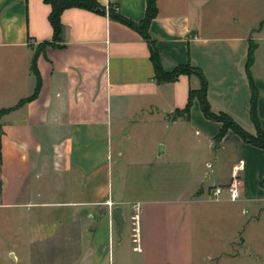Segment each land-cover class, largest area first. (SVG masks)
<instances>
[{
	"label": "crops",
	"instance_id": "obj_1",
	"mask_svg": "<svg viewBox=\"0 0 264 264\" xmlns=\"http://www.w3.org/2000/svg\"><path fill=\"white\" fill-rule=\"evenodd\" d=\"M96 1L116 6L132 22L144 17L146 0ZM156 5L148 35L162 69L189 64L201 70L211 111L255 135L252 84L264 131V0H156ZM49 14L43 0H0V110H10L0 118V207L20 210L25 234V250L15 245L12 259L28 264L220 259L222 253L211 258L201 249L200 213L211 204L238 203L258 221L264 214V151L231 130L216 143L221 124L206 119L196 99L188 115H178L189 90L200 88L199 79L180 75L157 83L148 43L134 30L107 15L70 8L60 17L61 40L53 41ZM45 42L53 45L36 59L38 96L20 105L34 93L31 64ZM140 127L152 133L150 149L129 153L130 134ZM194 137L196 150L186 146ZM240 161L238 199L231 201L227 191L213 199L212 189L231 184ZM116 207L124 219L120 237L112 219Z\"/></svg>",
	"mask_w": 264,
	"mask_h": 264
},
{
	"label": "rangeland",
	"instance_id": "obj_2",
	"mask_svg": "<svg viewBox=\"0 0 264 264\" xmlns=\"http://www.w3.org/2000/svg\"><path fill=\"white\" fill-rule=\"evenodd\" d=\"M142 130L141 127L136 128V134H130L127 152L136 150L144 152L150 149L148 146L152 133ZM135 137L140 139V144L136 143ZM193 141L196 143L195 137L188 140L186 146H194L196 150ZM227 206L218 207L211 204L200 213L203 225L199 228L197 238L201 236L200 241L203 242L201 249L203 248L204 253H208L211 258L222 253L220 259L210 264H264V214H260L258 221L250 220V215L241 212L240 204ZM22 217L20 210L0 207V264H28L14 261L9 253L15 251V245L19 250H25ZM230 239H234V244H228Z\"/></svg>",
	"mask_w": 264,
	"mask_h": 264
},
{
	"label": "trees",
	"instance_id": "obj_3",
	"mask_svg": "<svg viewBox=\"0 0 264 264\" xmlns=\"http://www.w3.org/2000/svg\"><path fill=\"white\" fill-rule=\"evenodd\" d=\"M44 3L50 6V14L48 17L49 23L51 25L53 31V41H60L63 34V27L61 24V14L64 10L70 8H81L88 11H92L95 13H99L102 15H107L111 20L118 22L138 33L142 39H144L149 46L150 50V60L153 64L155 71V79L157 83H172L178 79L180 75L187 76H196L200 82V88L198 90H189L188 100L182 112H178V115H188L190 108L192 106V102L196 99L199 102L200 110L203 116L215 122L221 124L220 131L215 138L216 143H218L226 134L228 130L233 131L236 135H238L244 142L257 147L264 151V131L261 129L259 120L256 115V90L254 86L251 84L252 96L249 104V115L250 119L255 127L256 133L255 135H251L244 131L239 125H237L230 117L225 114L219 113L215 114L211 111L210 105L207 101V82L201 70L190 66L189 64L178 66L173 70L166 72L162 69L159 61V56L157 50L150 40L148 35V28L150 26L151 21L157 16V5L156 0H146V8L143 19L136 23L132 22L126 18H124L118 11V8L112 4L108 5V7L101 6L96 0H43ZM48 45H53L51 43H42L40 44L36 52L34 54L31 70L34 76L36 77V87L34 93L29 98L20 102V105L28 103L34 100L39 93L40 90V76L36 68V59L39 52ZM253 55V48H249L248 51V59L246 64V70L248 71L249 66L251 65ZM10 110H0V118L8 113ZM2 126L0 123V168H1V137H2ZM261 187L264 189V175L261 181ZM0 192H1V181H0Z\"/></svg>",
	"mask_w": 264,
	"mask_h": 264
},
{
	"label": "built area",
	"instance_id": "obj_4",
	"mask_svg": "<svg viewBox=\"0 0 264 264\" xmlns=\"http://www.w3.org/2000/svg\"><path fill=\"white\" fill-rule=\"evenodd\" d=\"M241 167H242V162L240 161V162H238V165L234 168V174H233V178H232L231 184H229L228 186H217V187L212 189L211 195H212L213 199H215V200L219 199V197L225 191L228 192L231 201H235V200L238 199L239 189H238V175H237V172L240 171ZM132 219H133V222H135V217H133ZM134 236H136V235H134ZM134 241L135 242L137 241L136 238H135Z\"/></svg>",
	"mask_w": 264,
	"mask_h": 264
},
{
	"label": "water",
	"instance_id": "obj_5",
	"mask_svg": "<svg viewBox=\"0 0 264 264\" xmlns=\"http://www.w3.org/2000/svg\"><path fill=\"white\" fill-rule=\"evenodd\" d=\"M158 151L159 153H162V146L159 147ZM112 219L117 228V235L120 237L122 233L123 225H124V219L121 214L120 208L116 207L112 210Z\"/></svg>",
	"mask_w": 264,
	"mask_h": 264
}]
</instances>
